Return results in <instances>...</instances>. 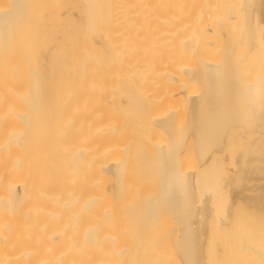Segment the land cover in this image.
Returning a JSON list of instances; mask_svg holds the SVG:
<instances>
[{
    "label": "bare ground",
    "instance_id": "1",
    "mask_svg": "<svg viewBox=\"0 0 264 264\" xmlns=\"http://www.w3.org/2000/svg\"><path fill=\"white\" fill-rule=\"evenodd\" d=\"M263 24L264 0H0V264H125L134 254L132 242L123 241L120 230L107 224L128 186L134 191L132 209L152 213L163 198L180 212L187 226L178 236V226L172 225L180 239L178 250L186 264H205L209 251L204 214L214 208L220 226L229 229L230 210L243 203V193L248 197L258 188L264 173ZM132 33L137 45L132 68L150 72L151 83L167 91L132 98L152 126L144 133L138 156L159 161L162 184L155 194L140 195L133 177H125L134 142L133 137H122L125 124L101 119L95 101L81 131L69 106L76 92V69L81 70L79 81L102 90L106 64L117 55L123 36ZM216 38H221L219 44ZM64 69L69 71L62 73ZM191 78L202 86L194 95L182 88ZM122 79L127 85L129 76ZM61 82H66L62 92L70 102L55 116L57 144L31 148L36 142L31 143L30 135L38 132L39 121L31 119L38 114L37 100L49 96L52 89L47 85ZM175 94L188 103L185 125L195 137L200 161L196 169L178 163L180 135L159 140L154 130L171 126ZM19 100L32 101L34 115L20 110ZM17 117L25 119V128L14 127ZM229 147H236L235 152L241 147L229 155L236 166L226 180L232 185L231 200L223 195L226 178L219 166ZM30 152L35 154L30 170L34 185L23 173ZM82 163L84 172L79 173ZM108 173L115 175L112 183L105 182ZM75 187H85V196ZM29 194L33 197L25 202ZM259 204L262 201L251 196L249 207L256 210ZM73 207L90 216L81 239L74 234L76 222L54 224ZM22 213L36 222L21 224ZM173 233L172 240L177 239ZM81 251L84 258L79 257Z\"/></svg>",
    "mask_w": 264,
    "mask_h": 264
},
{
    "label": "rangeland",
    "instance_id": "2",
    "mask_svg": "<svg viewBox=\"0 0 264 264\" xmlns=\"http://www.w3.org/2000/svg\"><path fill=\"white\" fill-rule=\"evenodd\" d=\"M219 41H221V38H218V40L216 38L214 40V42L217 44H219ZM136 46V34L132 33L123 36L120 50L117 52L116 56L113 54L109 64H106L107 67L101 74L104 79V88L102 90L99 88V86H97V89H93L91 86H89L88 81H79L77 78H79V73L81 70L76 69L74 74L75 80L73 81V83H75L73 88L76 90V92L74 99L72 103L69 104V106L72 105L73 107L72 112L77 116L76 123L79 130L81 131H84L86 121L89 119L88 116L92 107V102L95 101L98 106L100 105L99 108H96V111L98 112V115L101 119L119 121L125 124L122 137L130 136L134 139L132 147L129 151V157L125 164L126 167L124 168L125 177L128 179L133 177V181H129H131L132 184L136 186L135 192L139 193L140 195H144L148 193H157L158 188L162 184L161 171L158 160L142 161L138 156L140 146L144 140V133L148 130H151L152 126L141 114L142 109L134 106L132 98H134V94L153 95L154 92L165 94L167 91L165 88L160 87L159 85L155 86V84L151 83L153 76L150 72L140 71L132 68L131 63L136 54ZM217 51L218 49H216V52ZM216 52L214 54H216ZM136 58L138 59V56H136ZM67 71H69V69H64L61 72L66 73ZM125 75L129 76L127 85L122 79V77ZM65 83L66 82H61L57 85H47V88L50 90L52 89V91L49 92V96L43 99L40 98L39 101L37 100L38 114H35L36 116L34 115V112L33 114L30 112V108L33 106L32 101H17V105L20 110H26L27 114L30 112V114L35 116L34 117L29 114L31 119L34 120L33 123H35V121H39V124H37L38 132L36 134L33 133L30 135V137L33 139L31 143L33 144L36 142L34 146L32 145L31 147L30 145L31 148L45 150L47 147L56 146L58 141L59 123L55 121V116L57 118L61 107H68V103L70 102L68 99L64 98V94L62 92V90L67 87ZM200 85V80L198 78H191L187 80L186 85L182 88L187 93L190 92L191 95H194L198 89L199 91L201 90L200 87L202 86ZM54 88H57V92L53 91ZM171 104L176 108L172 119V124L169 128H154L156 131V136L159 138V140L170 141L171 135L173 133L178 137L180 135L179 143L176 145V154L179 161L178 163L192 166V169H196L194 167L200 165V161L197 156V146L195 143L194 134L190 129V126H186L188 121L187 100L182 95L177 96L175 94ZM14 123V127L16 129H23L26 127L25 119L17 117L14 120ZM179 131H182V133H178ZM82 136L83 134H81L80 139H82ZM229 148V150L226 149L224 152V154L226 152H229V154L227 153L228 155L226 154V156L224 154L220 155L221 157L219 156L220 158L218 161L221 163V161H223V157L225 156L224 161L221 163L222 165L219 164L222 172L221 176L223 179L226 178L221 183V186L223 188V195L231 200L233 195L232 185L229 186V183L227 184L226 180L228 174L230 173L229 175H231L234 172V169L236 170V166L233 163L234 160L232 161L234 158L230 159V157L235 152L236 147L235 150L231 149V147ZM239 148L237 151L240 150ZM231 150H233L232 154ZM230 154L231 156H229ZM56 155H54V159H57L58 161L59 155ZM34 158L35 154H31L30 152L23 172L25 180L29 182L30 185L36 184L35 175H33V173L30 171L32 167L35 168L33 163ZM43 158H45V160H49L51 157L50 154L47 155L43 151ZM79 169V173L84 172L83 163ZM142 172H145L146 174L143 175ZM60 176L61 172L58 169V178H60ZM104 178L106 183H112L115 179V175L108 173L104 176ZM126 178H124L125 181L128 180ZM241 181L243 184H245L243 179H241ZM82 185L83 184H80V186ZM257 186L258 188L251 192L248 197L246 196V193H243L241 197L243 203L241 205L238 203L236 207H239L230 210L231 217L233 218H231L230 221H233H229L231 224H229L230 226L228 225V227H230L229 229H223L222 226H220V222L218 221V217L220 215L214 212V208L208 210L209 212L204 214V217L207 219L204 227L208 236V245L206 246L209 251L208 255L206 254L207 257L205 261L206 263L204 262L205 264H239L242 260L241 258L244 259L242 260L243 263L241 262L242 264L246 263L247 261H249L250 264H264V173L262 178L257 182ZM129 187L130 186H128L125 190L123 189V198L119 200L116 209H114L112 212L114 219L107 224L108 227H111L114 230H120L123 241L126 240L130 243L132 242L131 246L133 247H131V249L133 248L132 250L134 251V254L128 257L131 261L128 260V262L126 261L125 264H129V261L130 264H141L142 262V264H157L155 262L151 263L152 260H156L157 262L158 260L162 262L169 260L170 264H186L185 258L183 256L184 254H182V250L181 252L178 250L177 246V242L180 240L178 239V236L180 233H184L183 228L187 226L185 222H181L182 216L180 212H178V210L172 206L168 200L163 198H160L158 207L154 208L152 213H149L148 209H142L140 211H138L136 208L132 209L130 201L131 194H133L134 191ZM76 190L78 191H75L77 194L82 197L85 196V187L76 188ZM207 195H209V193ZM251 196H254L258 198V200L262 201V205L259 204L260 207L258 206V208L261 209L257 208L258 210H255V208L249 207ZM32 197L33 196L29 194L24 201L29 202ZM228 205L229 204H227V206ZM250 208L253 211H251ZM69 211L70 212L61 213V217L54 221V224L56 226L65 225L66 222L68 223V220L76 222L75 227L78 228L74 229V234H80L81 239L85 232L84 228L86 227L90 216L86 211L79 207H73ZM18 216L20 217L21 224L36 222V219L31 221L27 217V214L22 213V215L18 214ZM30 217L35 218V216ZM148 219H152V222L150 221L149 223ZM172 225L178 226V236L177 232L175 231L176 228ZM171 226V234L174 231L173 235L176 232L175 235L177 236V239H174L176 240L175 243L174 240H172L173 238L169 230L171 229L169 228ZM159 237H162V239H159ZM63 242L61 241L59 243ZM137 254H139V257ZM79 257L84 258V251H81Z\"/></svg>",
    "mask_w": 264,
    "mask_h": 264
}]
</instances>
